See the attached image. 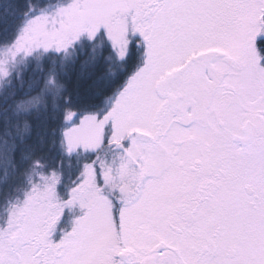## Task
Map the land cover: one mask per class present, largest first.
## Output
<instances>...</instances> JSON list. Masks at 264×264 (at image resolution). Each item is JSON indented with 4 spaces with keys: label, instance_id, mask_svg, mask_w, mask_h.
Segmentation results:
<instances>
[{
    "label": "snow or ice",
    "instance_id": "6c2138e0",
    "mask_svg": "<svg viewBox=\"0 0 264 264\" xmlns=\"http://www.w3.org/2000/svg\"><path fill=\"white\" fill-rule=\"evenodd\" d=\"M98 39L135 66L65 109L64 154L90 159L8 213L0 264H264V0H70L15 43L67 58ZM68 207L83 214L55 240Z\"/></svg>",
    "mask_w": 264,
    "mask_h": 264
},
{
    "label": "trees",
    "instance_id": "16d2710c",
    "mask_svg": "<svg viewBox=\"0 0 264 264\" xmlns=\"http://www.w3.org/2000/svg\"><path fill=\"white\" fill-rule=\"evenodd\" d=\"M43 2L45 1L0 0V45L8 44L16 38L26 16V8ZM90 55H79L81 60L69 67V74L59 72V80L65 90L55 102L39 98V105L31 109L29 100L37 92L31 90V95L26 89L17 91L10 100L0 98V161L6 163V170L0 168V178L3 172H7L6 181L0 180V200L13 189L17 181L26 178L28 162L25 160L28 157L32 161L38 160L47 165L56 164L57 161L63 163L62 119L69 97V105L92 109L98 102V96L111 91L112 78L104 72L99 60L95 62ZM130 71L123 75L121 81ZM25 80V85L30 86L32 78Z\"/></svg>",
    "mask_w": 264,
    "mask_h": 264
},
{
    "label": "rangeland",
    "instance_id": "374dc122",
    "mask_svg": "<svg viewBox=\"0 0 264 264\" xmlns=\"http://www.w3.org/2000/svg\"><path fill=\"white\" fill-rule=\"evenodd\" d=\"M42 4L30 5L26 8V16L20 26V29L16 35H20L25 27V25L30 22L34 17H40L42 15H47L50 18L54 17L56 10L63 5L70 2V0H43ZM16 38L5 45H0V98L4 100H10L17 91L27 90L31 93V90L37 92V95L32 96L29 100V107L31 109L39 105V98L47 99L46 101L57 100L60 93L58 87L50 84V81L55 79L57 85H62L59 80V72L68 73L70 66H74L79 60L78 56H85L91 54L90 57H94L95 62L99 60V64L104 68V72L109 78L113 79V74L116 77H120V81L123 75L131 70L134 65L130 66L127 72H123V65L118 63L114 57L111 60L106 59L110 55L107 49V45L103 39H98L95 44H90L87 41L79 45L75 51L68 54L67 58L60 57H47L43 52H34L32 55H26L22 52L16 51ZM87 45V47H86ZM142 51V50H141ZM78 60V61H77ZM140 62L139 55L136 58V63ZM103 72V70H102ZM101 72V73H102ZM32 78V83L30 86L25 85V79ZM39 96V97H37ZM67 102V100H66ZM38 103V104H37ZM73 108L78 111H87L90 109L75 108L67 103L64 108L63 117L65 114V109ZM28 108L27 110H30ZM63 133L66 130V125L62 119ZM65 137L63 136L62 142V162H56L53 164H45L40 161H32L29 157L25 160L28 162V173L26 178L22 181H17L13 189L4 194L3 198L0 200V224H3L7 220L8 213L14 208L22 206L25 196L34 186L39 185L41 188L44 187L45 183L49 181L51 173L53 170L59 174L63 172L62 185L59 188V194L62 196L68 189H70L76 179L75 173L79 171L80 165L86 160L90 159L88 154L84 152H77L73 155L71 159L65 156ZM99 159L101 162H107L108 164H118L120 160V154L112 149H104L99 154ZM3 161H0V168H4ZM3 172V171H2ZM7 172H3L0 178L1 182L6 181ZM83 213L79 207H68L65 210L64 216L60 221L57 231L54 235L55 240H59L64 232L71 231L74 226V220L81 216Z\"/></svg>",
    "mask_w": 264,
    "mask_h": 264
}]
</instances>
